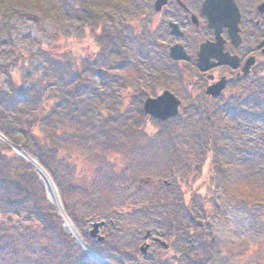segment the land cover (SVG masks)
Segmentation results:
<instances>
[{"label": "trees", "instance_id": "1", "mask_svg": "<svg viewBox=\"0 0 264 264\" xmlns=\"http://www.w3.org/2000/svg\"><path fill=\"white\" fill-rule=\"evenodd\" d=\"M67 1L0 0L1 19L15 6L22 5L72 19L76 34L84 35L83 40L93 49L92 55L77 59L65 53L50 55L47 65L54 73L27 71L21 85L6 77L10 86L6 92L0 89V132L35 157L48 173L67 217L91 249L107 254L119 264L124 263L118 257L127 264H236L229 258L235 254L223 250V240L214 232L210 216L218 212L215 193L223 186L226 164H236L240 169L250 166L243 174L252 181V189L247 193L248 202L239 205L264 224V174L251 162L254 148H260L258 160L264 162V84L244 104L224 99L212 106H198L197 96L201 92L193 87L194 92L182 98L183 107L177 116L166 121L147 117L141 108L144 97L172 87V73L186 72L177 65L175 69L161 68L148 74L133 66L128 52L130 44L136 43L138 51L148 50L150 46L145 47L142 40L152 39L156 31L148 30L149 21L139 26L132 23L137 13L130 9V0H70V4ZM133 4L138 7V0ZM29 18L36 20L39 14ZM15 56L21 54L17 51ZM33 56L29 53L30 58ZM126 69L135 73L121 77L119 72ZM189 75L192 78L194 73ZM90 76L102 79L104 89L102 94L83 97ZM183 79L179 74L178 81ZM127 97L131 99L129 104ZM147 120L157 126L152 133L144 129ZM171 121H175L176 127L166 129ZM154 136L160 137L155 142L162 145L166 161L146 155L145 148ZM118 153H135L145 158L139 169L128 165L126 174L131 180V192L148 200L131 201L119 208L121 220L111 218L114 211L98 212L97 203L85 215L87 212H81L80 204L89 201L88 184L93 174L82 168V162L97 161L96 171H101L103 184H108L104 191H115L124 182V173L113 160ZM151 165L157 169L156 180L150 179ZM95 185L96 191L101 190L99 181ZM30 210L40 216L39 228L61 239L66 264H71V248L77 244L64 231L63 216L45 197L43 182L29 160L17 157L0 140V252L6 246L16 245L11 238L32 229L23 215ZM134 214L142 220L138 227L131 221ZM88 215L112 219L113 223L104 228L102 242L92 241L80 229L84 226L82 219ZM144 226L145 231L165 233L169 246L166 251L158 247L157 254L151 250L146 255L139 253L137 240ZM120 234L129 235V241ZM130 235L134 236V244ZM254 252L253 264H264V241ZM83 256L78 258L80 264H102L84 251Z\"/></svg>", "mask_w": 264, "mask_h": 264}, {"label": "rangeland", "instance_id": "2", "mask_svg": "<svg viewBox=\"0 0 264 264\" xmlns=\"http://www.w3.org/2000/svg\"><path fill=\"white\" fill-rule=\"evenodd\" d=\"M67 2L69 4L71 3L70 0H68ZM129 2L130 9L133 10V13H137L134 15V21H132V23L139 26L142 23H144L145 25L149 20H155L154 17H151L152 14L149 11L150 6L147 2H141L140 4L138 3V7L133 4L134 0H130ZM138 10L140 11L138 12ZM44 11V9L40 10V8L32 7L30 5H22L19 7L15 6L14 9H12L7 14V16L4 17V19L0 18V89L3 92H6L10 86L5 79L6 77L15 79L17 84L21 85V83L23 82L22 76L27 71H31L33 73L36 72L40 75L45 73H47L48 75L54 73V71L49 70L47 65L50 55L52 57H55L57 53H65L77 59L93 54V49L90 43L83 40L84 35L76 34V23L72 19L68 18L65 20L55 14L43 13ZM31 14H39V18L33 20L29 18V15ZM157 22L158 20L152 22L153 26L151 24V28L148 29L150 32L154 31ZM147 39L149 38L142 40L145 47H149L150 45ZM17 51L21 54V57L16 58L15 54ZM140 51H138V46L136 45V43L130 44L128 52L131 57V63L134 67L140 70L141 73L149 74L153 73L157 69L167 67L175 69L174 66L176 65H172L164 59H152L156 54L155 49L149 48L148 51L142 55H140ZM29 53H33L34 56L30 58ZM177 65L182 69H180L181 71H184L186 73H172L174 81H172L173 85L169 89L182 100L184 93H186V96L191 95V92H194V90L192 89L191 84L188 83L191 79L189 75V64L181 62L177 63ZM119 73L121 77H124L130 75V73H135V71H133L132 69H126L120 71ZM179 74H182V76L184 77L181 82L178 81ZM52 77L53 75L50 76V78ZM102 82L103 80L99 77L90 76L87 84L88 90L83 93V97H92L97 94H102V90L104 89ZM159 92L160 90L155 94ZM194 97H196V93L194 94ZM130 100L131 99L127 97V104H129ZM197 102L198 106L202 104L199 99H197ZM174 122L175 121H171L170 123H168V127H166V129H168L169 127L175 128L176 125H173ZM33 124H36V122L34 121ZM144 129L147 132L152 133L157 129V126L151 121L147 120L145 122ZM156 138L160 139V137L154 136V141L150 142L145 148V151H147L146 155H152L156 160H159L160 162L166 161L167 154L161 150L162 145L158 142H155V140H157ZM0 140L2 141L5 139ZM7 144L11 147L12 152H14L17 157L24 158V155L20 153L18 149H16L14 144L10 142ZM252 151L255 152L254 155L256 157H254L253 161H251L252 165L257 166L255 168H257L259 171H261V173L264 174V162H261L262 160H258L259 155L261 154L260 148H254ZM113 160L115 166L123 171L124 182L119 186L117 190L114 191L110 188L111 191L107 192L104 191V187H107L108 184H103L102 179L104 177L102 176L101 171L100 174L99 170L96 171L98 165L95 167V163H97V161H95L94 164L82 162V168L90 174H93V179L92 181H89L90 184H88V193L91 195L89 197V201L80 204L82 205L80 207L81 212H87L85 213V215L88 214V212H92V209L90 207H94L93 204L97 203V206L100 207V209L97 210L98 212L114 211L115 214H113L111 218H113V220H121L122 216H120L119 219L120 214L117 212L119 208L126 207V204L131 201L137 202L148 200L146 198H141L140 196L135 195L131 192L132 188L129 186V181L131 180L126 174L128 165H131L132 169H139L141 168L139 164H141L145 160V158H139L138 154L135 153H125L124 155L118 153ZM100 166H102V164H100ZM150 167L152 170L150 179H158V172L156 167H154V165H151ZM226 168V176L224 177V182L222 183L223 186L216 189L215 194H217V204L219 205V208L216 215L213 214L212 216H210L211 223L213 225L214 232L223 240V244L225 246L223 250H228L230 253L233 252L235 254L233 258L229 255V258L232 262L236 264H253L256 261L254 248L264 241V224L260 221L254 220L252 214L250 215L247 211L244 210L242 206L239 205V203L248 202L247 193L252 189V181L248 177L244 176L243 173L250 170L251 167L246 166L240 169L236 166V164L231 165L228 163L226 164ZM78 174H80L79 171ZM176 176L179 177L180 174L177 173ZM97 181H99V183L101 184V190L99 191H96V189H98V186L95 185ZM52 183L53 185H55L54 182ZM47 194L48 191L46 192L45 188V197H47L50 203L53 204V202H51L53 198H51L49 194L47 196ZM57 197L59 200L58 191ZM42 204H44V202ZM53 206L55 207L54 204ZM44 208L48 209L47 205H45ZM152 211L155 212L157 211V209ZM64 214V216L67 217L65 212ZM23 215L24 220L32 225V229L23 232V234L18 233L16 237L10 239L16 245L11 247L6 246L0 252V264H66L67 262L65 261V255L63 253L64 243L61 241V239L55 233H51L39 228L40 216L35 215L31 210L25 213L23 212ZM134 215L135 216L131 217V221L135 227H138V225L141 224L140 222L142 220L139 219L136 214ZM70 221L72 220L70 219ZM150 223L155 224L154 226L157 225V223H154V221H150ZM106 225L103 227L102 232L104 231V228L106 229ZM62 227L67 234L71 235V233L68 232L64 227V221L62 223ZM75 227L77 228L76 225ZM83 228L84 226H82V228L80 229L83 231ZM78 231L80 232L79 229ZM144 231L145 226L142 227L139 232V240H137V246H139V244L142 242ZM120 236H122L124 240L129 241V235L120 234ZM72 237L74 239V243H76L77 246L73 244L71 248V264H80L78 258H84L83 251L89 256H91V254L87 253L83 249V247L80 245V243H78L77 239L74 238V236ZM115 238L117 237L115 236ZM131 238L132 244H134V236L130 235V239ZM112 242H114V239L112 240ZM132 244L128 243V245ZM150 250L152 251V253L157 254L159 248L157 246H153ZM94 252H97L101 257L106 258L112 264H119L116 260L109 259L107 257L108 255L105 253H101L98 251ZM118 258L121 259L124 264H127V262L122 257Z\"/></svg>", "mask_w": 264, "mask_h": 264}, {"label": "flooded vegetation", "instance_id": "3", "mask_svg": "<svg viewBox=\"0 0 264 264\" xmlns=\"http://www.w3.org/2000/svg\"><path fill=\"white\" fill-rule=\"evenodd\" d=\"M204 1L165 0L160 9L156 10V0H138L139 4L147 2L150 6L151 17L155 20H149V24L153 26L152 22L158 20L154 37L147 40L150 48L156 50L152 59H164L176 66L181 62L189 64L190 73H194V76L188 83L201 92L197 99L201 100L203 105L212 106L224 99L244 104L250 95L260 91L264 84V0H233L239 14L236 23L237 35L232 37L228 28L223 26L218 36L222 38L221 53H228L237 64L235 67L225 63L214 64L218 61L214 55L208 59V62L213 64L202 71L197 67L199 47L204 42L216 41L215 29L209 26V20L203 13ZM174 45L181 46L188 58L174 59L170 54ZM147 51L145 50L144 54ZM247 61H253V64L248 72L244 73L243 67ZM217 81L225 82L220 94H206L207 86ZM185 97L186 93L183 98ZM157 231H151L148 237L149 249L153 246L161 248L160 243L152 237L156 235L164 238L165 233Z\"/></svg>", "mask_w": 264, "mask_h": 264}, {"label": "water", "instance_id": "4", "mask_svg": "<svg viewBox=\"0 0 264 264\" xmlns=\"http://www.w3.org/2000/svg\"><path fill=\"white\" fill-rule=\"evenodd\" d=\"M164 3L165 0H156L155 5L157 7L155 9L159 10L161 5ZM203 13L207 16L209 20V26L215 29L216 41L215 42L207 41L200 45L198 51V58H197V67L202 71L208 69L213 64L208 62V59L210 56H214V55L218 59V61L215 62L214 64L225 63L235 67L237 62H233L232 58H230L231 56H229L228 53L226 52L221 53L222 38L218 36L220 29L223 26L228 28V32L232 37H235L237 35L236 23L238 21L239 14L237 12L233 0H205L203 3ZM173 28L174 30H176L175 25H173ZM218 39H220V41ZM170 54L174 59L188 58V56L183 51L182 47L179 45L172 46L170 49ZM252 64L253 61H247L243 67V72L247 73ZM224 87H225L224 81H217L207 86L205 92L206 94H209L211 96H217L220 94V92L223 90ZM180 104H181L180 100L171 91H169L168 89H163L156 96H147L142 103V110L149 117L165 121L178 114ZM37 171L39 172V175H41L45 187L48 191V187L44 181L42 174L38 169ZM52 202L57 207L59 213L65 215L60 200H58L59 206L54 200V198L52 199ZM83 222L85 224L84 232L86 235L91 237L93 241L101 242L104 240L105 236L104 234H102V227L106 223L105 219L100 218L97 215H89L83 218ZM112 222L113 221L110 219L109 223L112 224ZM149 234H150V230H147L145 235L143 236L144 239H146L149 236ZM154 239L159 240L160 244H162V246L165 249L168 247V244L164 240H160L158 238H154ZM148 247L149 244L144 242L139 246V251L144 254L146 253Z\"/></svg>", "mask_w": 264, "mask_h": 264}, {"label": "bare ground", "instance_id": "5", "mask_svg": "<svg viewBox=\"0 0 264 264\" xmlns=\"http://www.w3.org/2000/svg\"><path fill=\"white\" fill-rule=\"evenodd\" d=\"M0 139H5L4 136L0 133ZM18 151L20 153H22L24 156H28L27 153L23 152L22 150H19ZM30 159H31V162L38 168V170L40 171V173L42 174L43 178H44V181L48 187V191H49V194L51 196V198H54V200L56 201V203L58 204L59 206V203H58V197H57V192L55 190V186L53 185L49 175L46 173V171L41 168L38 163L36 162V160L31 157V156H28ZM64 227L66 228V230L68 232H70L71 234H73L75 236V238L77 239L78 243H80V245L87 251L89 252L91 255H93L94 257H97L103 261H105L107 264H112L111 262H109L108 260H105L103 257H101L97 252H94L92 251L84 242V240L82 239L78 229L75 227V225L72 223V221H70L69 218H65V221H64Z\"/></svg>", "mask_w": 264, "mask_h": 264}]
</instances>
